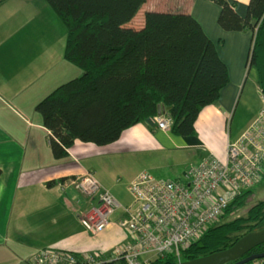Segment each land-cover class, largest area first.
I'll use <instances>...</instances> for the list:
<instances>
[{
  "label": "crops",
  "instance_id": "0c3cea01",
  "mask_svg": "<svg viewBox=\"0 0 264 264\" xmlns=\"http://www.w3.org/2000/svg\"><path fill=\"white\" fill-rule=\"evenodd\" d=\"M224 1L235 4L236 12L246 17L251 0ZM31 2L37 1L0 0V264H32V258L44 250L110 260L114 249L130 240L119 226L124 212H115L108 227L92 236L81 218L96 202L69 182L89 171L119 204L129 207L132 201H126L114 176L124 160L157 174L161 169L155 165L159 169L163 165L158 163L166 160L171 177H178L175 180L209 158L225 161L228 145L236 142L259 115L244 128H233L238 93L253 69L248 65L253 33L223 31L218 25L221 8L215 0H168L163 6L150 5L147 0L146 12L187 14L201 25L227 66L228 86L216 104L201 112L193 136L161 131L155 119H148L127 129L115 143L97 146L75 142L66 156L57 159L51 149V133L35 111L38 103L58 88L57 65H52L51 55L44 66L34 61L36 52L32 45L29 49L25 45L26 19L18 6L28 9ZM36 16L33 14L29 21L33 30ZM63 66L65 70L71 68ZM141 173L130 179L128 187Z\"/></svg>",
  "mask_w": 264,
  "mask_h": 264
},
{
  "label": "trees",
  "instance_id": "16d2710c",
  "mask_svg": "<svg viewBox=\"0 0 264 264\" xmlns=\"http://www.w3.org/2000/svg\"><path fill=\"white\" fill-rule=\"evenodd\" d=\"M44 1L67 29L65 60L82 70L80 77L59 86L35 108L51 133L57 159L66 156L75 142L115 143L127 129L156 118L160 106L172 120V134L193 136L201 112L216 104L229 84V72L216 45L190 15L146 12L144 24L136 30L128 26L147 0ZM215 3L221 8L218 25L223 31L253 33L248 65L256 70L264 98V0H251L245 18L236 12L235 4ZM255 188L238 196L224 217L242 208ZM261 230L264 202L244 218L219 221L209 228L181 252L182 262L230 249L244 236ZM252 255H264V245L245 258ZM176 261L168 257L152 264Z\"/></svg>",
  "mask_w": 264,
  "mask_h": 264
},
{
  "label": "built area",
  "instance_id": "2783aa9c",
  "mask_svg": "<svg viewBox=\"0 0 264 264\" xmlns=\"http://www.w3.org/2000/svg\"><path fill=\"white\" fill-rule=\"evenodd\" d=\"M154 119L158 129L170 131L172 120L167 113ZM263 179L264 107L241 137L228 145L225 161L209 158L179 180H156L146 172L139 174L128 187L131 207L119 204L89 171L71 180V186L96 202L81 218L87 231L97 236L108 227L115 212L122 210L125 215L119 226L130 240L115 248L110 260L44 250L32 258V264H152L155 259L168 257L181 260L183 250L215 226L238 196ZM248 264H264V259Z\"/></svg>",
  "mask_w": 264,
  "mask_h": 264
},
{
  "label": "rangeland",
  "instance_id": "374dc122",
  "mask_svg": "<svg viewBox=\"0 0 264 264\" xmlns=\"http://www.w3.org/2000/svg\"><path fill=\"white\" fill-rule=\"evenodd\" d=\"M37 2L34 4L28 5V9L25 5H19V14L22 12L25 16V30L26 32V41L25 45L27 48H33L34 52H36V56H34V61L42 64L43 66L47 63L49 55L53 56L51 63L53 66L57 65L55 70L58 72L57 83L56 86L60 85L80 77L82 75V70L77 66L69 64L64 58V52L66 47V39H67V29L62 24L58 16L55 14L53 9L44 1V0H36ZM168 0H150V5L153 6H163V4L167 3ZM39 3V4H37ZM33 5L35 7L33 8ZM147 11V7L143 6L142 10L137 16V19L133 21V23L128 26L133 29H139L143 25L144 16ZM33 14H37L36 23L33 27L29 23L31 16ZM38 18L40 19L39 21ZM34 19V18H33ZM34 33V37L31 36ZM32 45V46H31ZM31 46V47H30ZM42 62V63H41ZM55 62V64H53ZM69 65L66 70L65 66ZM72 69V70H71ZM53 84V83H52ZM56 87V88H57ZM55 90V89H52ZM264 107V100L261 97L259 86L257 82V74L256 70L253 68L245 83L242 84V87L238 93L235 105H234V120H233V128H244L249 124L252 120L253 116L257 114L260 115L261 110ZM258 115V116H259ZM258 118V117H257ZM256 118V119H257ZM255 119V120H256ZM252 125V124H251ZM124 163V164H123ZM122 165L116 169L114 172V176L119 181V189L123 192L126 197V201H132L131 195L127 192L128 184L130 183V179L135 176L137 173L146 172L156 180H175L178 177H171V169L169 167L168 161H164V164H159V166L163 165V167H156L157 170L161 169L159 174L155 173L154 170H147L141 168L140 166L134 165L129 160H124ZM264 202V180L257 185V187L249 194L246 204L242 208H238L233 210L229 215L223 217L220 222L221 224L233 222L237 219L244 218L247 216L248 212L253 208L256 204ZM132 202L129 207H131ZM248 230L244 231L246 233ZM176 264L183 263L182 259L177 260Z\"/></svg>",
  "mask_w": 264,
  "mask_h": 264
},
{
  "label": "water",
  "instance_id": "95a60500",
  "mask_svg": "<svg viewBox=\"0 0 264 264\" xmlns=\"http://www.w3.org/2000/svg\"><path fill=\"white\" fill-rule=\"evenodd\" d=\"M166 111L167 109L160 106L158 116L166 113ZM262 245H264V230L244 236L230 249L179 264H248L264 259V255H252L245 258L254 249Z\"/></svg>",
  "mask_w": 264,
  "mask_h": 264
}]
</instances>
